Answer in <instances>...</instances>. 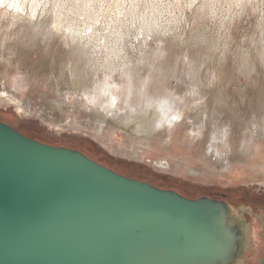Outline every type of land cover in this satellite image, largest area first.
<instances>
[{
  "label": "rangeland",
  "instance_id": "obj_1",
  "mask_svg": "<svg viewBox=\"0 0 264 264\" xmlns=\"http://www.w3.org/2000/svg\"><path fill=\"white\" fill-rule=\"evenodd\" d=\"M0 1V121L120 174L246 210V264H260L264 0ZM107 81L115 107L90 102ZM158 106L175 121L149 124ZM122 119L157 128L138 138Z\"/></svg>",
  "mask_w": 264,
  "mask_h": 264
},
{
  "label": "water",
  "instance_id": "obj_2",
  "mask_svg": "<svg viewBox=\"0 0 264 264\" xmlns=\"http://www.w3.org/2000/svg\"><path fill=\"white\" fill-rule=\"evenodd\" d=\"M242 214L0 121V264H238Z\"/></svg>",
  "mask_w": 264,
  "mask_h": 264
},
{
  "label": "bare ground",
  "instance_id": "obj_3",
  "mask_svg": "<svg viewBox=\"0 0 264 264\" xmlns=\"http://www.w3.org/2000/svg\"><path fill=\"white\" fill-rule=\"evenodd\" d=\"M3 2V1H2ZM90 2V1H89ZM0 3H1V1H0ZM26 3V2H25ZM16 4V3H15ZM0 5H2V3L0 4ZM77 5V4H76ZM79 5V4H78ZM80 9V7L77 9V10H79ZM92 9V8H91ZM82 10V9H81ZM64 12V11H63ZM63 14V13H62ZM150 18V17H149ZM63 19V18H62ZM90 19V18H89ZM42 21V20H41ZM155 23V22H154ZM76 27H77V25H76ZM83 27H85V26H83ZM74 28V27H73ZM156 28V27H155ZM158 28V27H157ZM74 29H76V28H74ZM74 29H70L68 32H69V34H71L73 37H74V39L76 38V40L75 41H77V38L79 39V37L78 36H76V33L78 32H76ZM78 29V28H77ZM80 30H81V28H79ZM78 29V30H79ZM86 29V28H85ZM38 30V29H37ZM82 31H83V29H82ZM80 33L81 32H79V35H80ZM147 33V32H146ZM155 38V37H154ZM85 39V38H84ZM73 44V43H72ZM75 44V43H74ZM91 44V43H90ZM195 45V44H194ZM90 46V45H89ZM103 48V47H102ZM195 48V47H194ZM200 48V47H199ZM87 49V48H86ZM90 50V49H89ZM116 50V49H115ZM198 50V49H197ZM88 52V51H87ZM87 52H85V53H87ZM96 52V51H95ZM89 53H90V51H89ZM87 55H88V53H87ZM90 55V54H89ZM104 57V56H103ZM89 59V58H88ZM106 59V58H105ZM89 61H91V60H89ZM93 61V60H92ZM113 61V60H112ZM105 62H108L107 60H105ZM114 62H116V61H113V63ZM110 63H112V62H110ZM100 64V63H99ZM103 64V63H102ZM123 64H124V62H123ZM130 64V63H129ZM86 65L88 66V65H90V64H86L85 63V69H86ZM112 65V64H111ZM127 65V64H126ZM96 66V65H95ZM110 66V65H109ZM94 67V66H93ZM100 67V66H99ZM98 67V68H99ZM103 67V66H102ZM101 67V68H102ZM104 67H105V65H104ZM103 67V68H104ZM127 67V66H126ZM94 68H96V67H94ZM97 68V69H98ZM112 68H114V67H112ZM84 69V68H83ZM115 69V68H114ZM114 69H112V70H114ZM117 69V68H116ZM121 69V68H120ZM87 70V69H86ZM102 70V69H101ZM106 70V69H105ZM89 72V71H88ZM91 72H93V71H91ZM99 72V71H98ZM115 72V71H114ZM86 73V72H85ZM100 73H102V72H100ZM84 74V73H83ZM87 75H89L88 73H87ZM120 75V74H119ZM125 75H127L126 73H125ZM85 76V75H84ZM90 76V75H89ZM120 77H121V75H120ZM87 80V79H86ZM130 80H132V79H130ZM129 80V81H130ZM134 80V79H133ZM111 82V81H110ZM105 84H107L106 85V87L104 88V89H106L109 93H110V95L109 96H104V95H102V90H104V89H102V90H98V92H97V94H96V96L95 97H93V98H95V101H98V100H100V102H102V101H104V103H106V102H111V97L112 96H117V94L116 95H114L115 93H114V89L113 88H111L110 87V83H108V81H107V83H105ZM104 84V85H105ZM131 84H132V81H131ZM141 84V83H140ZM100 85H101V81H100ZM103 85V86H104ZM96 87V86H95ZM101 87V86H100ZM97 88V87H96ZM88 90V89H87ZM90 90V89H89ZM94 90V89H93ZM96 90V89H95ZM94 90V91H95ZM194 92V91H193ZM91 92H89V94H90ZM96 93V92H95ZM86 94V93H85ZM91 95V94H90ZM95 95V94H94ZM129 95V94H128ZM165 95H169V94H165ZM93 96V95H92ZM120 96V93L118 94V97ZM130 97V96H129ZM143 97V96H142ZM92 97H91V99H93ZM173 98V97H172ZM127 99V98H126ZM125 99V100H126ZM149 100V99H148ZM92 101V100H91ZM117 101V100H116ZM140 101V100H139ZM118 102V101H117ZM116 102V103H117ZM181 103H182V101H181ZM194 103V102H193ZM148 104H150V103H148ZM163 104H165V103H163ZM167 104V103H166ZM158 109V110H157ZM131 111V110H130ZM147 111H148V109H147ZM162 113V114H161ZM134 115H136V114H134ZM161 116H163V118H166V117H170L168 114H167V112H164V109L163 108H161L160 106H158L157 108L155 107V109L153 108L150 112H147V118H148V120H149V124H153V123H155L156 122V120H158L159 118H161ZM166 116V117H165ZM129 120V119H128ZM130 120H131V118H130ZM168 120H171V121H173L174 120V118H172V116L168 119ZM167 120V121H168ZM175 121V120H174ZM158 122H160V121H158ZM121 125H124L125 127H129V129L132 131V132H135V135L138 137V138H143V137H146V136H149V138H151V137H153V135L154 134H151V133H153L154 132V130L157 128V126H150V127H147L146 125L144 126L143 124H141V123H139L138 125H134V126H132L131 124H130V122H127V119H125V120H121ZM132 127H135V128H133L132 129ZM249 129V128H248ZM200 133V132H199ZM216 136V135H215ZM210 139H212V138H210ZM218 139V138H217ZM223 141V140H222ZM225 144H227V145H233L232 143H230L228 140L225 142ZM218 145V144H217ZM255 145V144H254ZM253 145V146H254ZM223 146V145H222ZM227 147H229V146H227ZM223 151V150H222ZM222 151H220V153L221 154H223L222 153ZM226 151V150H225ZM246 151L247 152H244L242 155H245V156H250V151H249V149L247 148L246 149ZM220 154V155H221ZM219 157H221V156H219ZM240 211V210H239ZM243 211V216H245L244 214V211L246 212V210H242ZM245 249H246V251H245ZM249 249H251V246L249 245L248 246V249H247V244H243L242 245V253H244L245 254V256H242L241 258H240V262L238 263V264H246V260H247V252H249ZM263 258V257H262Z\"/></svg>",
  "mask_w": 264,
  "mask_h": 264
},
{
  "label": "clouds",
  "instance_id": "obj_4",
  "mask_svg": "<svg viewBox=\"0 0 264 264\" xmlns=\"http://www.w3.org/2000/svg\"><path fill=\"white\" fill-rule=\"evenodd\" d=\"M13 6H15V5H13ZM102 95L109 96L110 93L106 89H104V90H102ZM90 102L95 103V98H93L92 101H90ZM115 104H116V97L112 96L110 104L105 105V107H115Z\"/></svg>",
  "mask_w": 264,
  "mask_h": 264
},
{
  "label": "flooded vegetation",
  "instance_id": "obj_5",
  "mask_svg": "<svg viewBox=\"0 0 264 264\" xmlns=\"http://www.w3.org/2000/svg\"><path fill=\"white\" fill-rule=\"evenodd\" d=\"M244 213H247V211H246V212H244Z\"/></svg>",
  "mask_w": 264,
  "mask_h": 264
}]
</instances>
